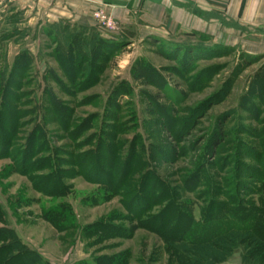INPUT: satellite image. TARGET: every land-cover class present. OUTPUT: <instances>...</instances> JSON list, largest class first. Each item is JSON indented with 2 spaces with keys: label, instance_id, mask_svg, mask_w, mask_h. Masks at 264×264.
<instances>
[{
  "label": "rangeland",
  "instance_id": "1",
  "mask_svg": "<svg viewBox=\"0 0 264 264\" xmlns=\"http://www.w3.org/2000/svg\"><path fill=\"white\" fill-rule=\"evenodd\" d=\"M8 6L0 5V122L10 126L15 107L23 116L15 149L0 159V228L12 230L45 264H169L156 236L136 228L130 236H110L99 228L129 230L139 223L125 206L132 202L136 212L143 205L136 195L145 174L146 189L155 188L150 174L174 189L202 169L216 181L229 179L235 166L248 188L259 186L256 172L264 174L257 162L264 156V81L257 75L264 69V42L230 46L224 45L225 38L219 45L213 36L112 41L106 48L112 54L95 83L91 79L84 91L75 92L54 50L62 47L59 53L66 59L70 37L76 39L79 30L63 23L42 26L38 20L27 24L24 15ZM117 27L115 38L121 34ZM92 29L82 38L94 36ZM80 55L87 54L82 50ZM52 100L65 113L58 123L51 115ZM68 115V132H63ZM224 117L231 122L228 139L214 154L210 141ZM7 126L1 125L5 136ZM35 127L44 133L50 154L43 157L52 166L25 176L13 170L23 154L17 147L26 145ZM78 128L83 132L74 137ZM115 153L118 170L113 172L107 167ZM124 174L127 183L117 192L96 184L100 175L108 180ZM48 175L51 184L42 185L39 180ZM199 191L179 194L195 221L203 209ZM164 205H153L142 219L156 222ZM226 264L240 262L233 257Z\"/></svg>",
  "mask_w": 264,
  "mask_h": 264
},
{
  "label": "trees",
  "instance_id": "2",
  "mask_svg": "<svg viewBox=\"0 0 264 264\" xmlns=\"http://www.w3.org/2000/svg\"><path fill=\"white\" fill-rule=\"evenodd\" d=\"M92 28L94 36L91 35L90 38L83 39L82 37L85 36L77 34L75 35L76 39H74V36L71 35V43L70 45L67 44L65 50L66 59H62V54L59 53L60 49H63L62 47L57 45L54 50L56 54L54 56L60 63L61 71L73 86L72 90L75 92L84 91L86 89V82L89 83L91 79L95 83L94 78L101 72L104 67L103 63L112 54L111 51L110 53H106L107 45L113 44L111 43L112 41L121 40V36L115 38L116 34L106 33L93 25ZM194 36L185 35V37ZM82 50L87 55H80ZM70 59L76 60L74 66H69V61L67 60ZM93 71H96V73L92 77ZM24 72L20 74L22 77H19V79L24 78ZM77 74H82L80 79H78ZM257 76L261 81H264V69ZM13 102L15 107L18 102L15 100ZM56 103V100H52L50 111L57 122V120L63 118L62 115H65V113L60 111V107ZM2 106L5 105L3 104ZM17 109L18 107H15L14 113L12 112L13 119L11 116L12 122L10 126H7L3 120L0 122V159L8 158L10 150L15 149L13 147L15 138L21 132L19 118L23 115ZM2 112H4V107ZM70 112L68 111L69 115ZM48 114H50L49 111L46 112L47 116ZM69 115L62 122L63 132H68L65 126L69 122ZM230 124L231 122L228 117H224L216 123L210 141L214 154L220 150L228 139V127ZM1 125L8 127V136H5L3 133ZM82 132L83 130L81 131L78 128L73 136H79ZM43 135L42 130L39 127H35L27 135L26 145L24 147H17V150H23V154L19 162H14V172H17L16 170L18 169V173L27 176L31 172L41 173L51 168V159L43 157V154H50V152H47V147L42 141ZM52 154L54 155L53 152ZM117 157L115 153L110 165L111 167H107V169L110 168L113 172L118 170V167H116ZM263 160L264 156L257 162L260 165L263 164L262 166L264 167ZM99 167L102 169L101 165ZM124 167L125 169H133L132 167ZM99 169L95 170L98 172ZM202 170L196 176L190 175L186 180L183 179L184 181L183 183L181 182V186L174 189H171L164 182H159L155 174H150L151 178L149 179L155 188L146 189L148 174H145L140 183H138L137 190L140 192L138 193L137 191L138 195H136V200L144 202L143 205L136 212H133L130 205L132 202L125 203V209L128 210V213L131 212L130 215L134 217L133 219H141L138 221L139 223H136L134 228H130L129 230L99 224L100 230L105 229V233L110 236L119 233H122L124 236H130L135 228L142 229L156 236L163 243L165 253L169 256V264H226L233 257H237L240 264H264V174L259 171L256 172L259 186L254 189L248 188L239 177V174H236L237 171H234L236 170L235 166L232 167L233 172L228 173V175L231 174V178H221V182L220 180L216 181L209 173ZM242 170L246 169L243 168ZM201 173L203 177H200ZM51 176L42 177L39 180L40 183L42 185H50ZM104 177V175H100V178L96 179V184H100L101 182L107 186L109 191L112 190L113 192L119 191V188L124 186L128 180L127 174L117 179L110 176L106 180ZM247 178H252V175H248ZM150 182L148 186H150ZM198 188L200 190L198 197L203 199V209H201L200 220L195 221L182 201L179 200V194L182 191L193 192ZM35 190L38 191L40 189L36 188ZM43 192L41 191L40 193ZM253 195H257L258 197L256 202L249 198V196ZM148 196L151 199H148ZM153 196H155L154 199H152ZM162 203L165 204L162 209L163 211H158L157 215L159 216H154L156 222L159 217L161 218L159 224L151 221V218L142 219L153 205H160ZM167 220H170V222H167ZM0 264L45 263L36 252L22 244L12 230L0 228Z\"/></svg>",
  "mask_w": 264,
  "mask_h": 264
},
{
  "label": "crops",
  "instance_id": "3",
  "mask_svg": "<svg viewBox=\"0 0 264 264\" xmlns=\"http://www.w3.org/2000/svg\"><path fill=\"white\" fill-rule=\"evenodd\" d=\"M2 4L24 15L27 24L63 23L83 36L92 29L91 12L102 7L126 43L185 35L213 36L219 45L226 38L223 43L230 46L264 42V0H0Z\"/></svg>",
  "mask_w": 264,
  "mask_h": 264
},
{
  "label": "built area",
  "instance_id": "4",
  "mask_svg": "<svg viewBox=\"0 0 264 264\" xmlns=\"http://www.w3.org/2000/svg\"><path fill=\"white\" fill-rule=\"evenodd\" d=\"M92 25L106 33H118L116 21L102 8L93 10L90 14Z\"/></svg>",
  "mask_w": 264,
  "mask_h": 264
}]
</instances>
